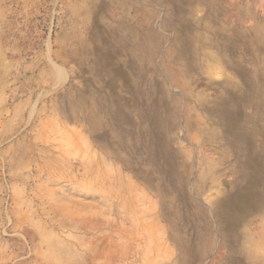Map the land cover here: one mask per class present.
Segmentation results:
<instances>
[{"label": "rangeland", "instance_id": "rangeland-1", "mask_svg": "<svg viewBox=\"0 0 264 264\" xmlns=\"http://www.w3.org/2000/svg\"><path fill=\"white\" fill-rule=\"evenodd\" d=\"M169 2L0 0V264H183V253L187 264H213L215 255L225 256L211 209L239 175L238 152L197 100L212 86L223 94L228 82L254 95L250 86L264 80V36L245 37L243 3L184 0L177 11ZM145 19L168 38L189 31L202 41L191 47L194 71L182 59L172 64L187 71L191 115L202 122L189 133L179 130L172 142L190 166L184 195L147 160L153 127L131 109L157 97L133 95L95 63L96 50L107 52L134 88L151 87L135 68L150 54L126 43L121 27ZM226 38L236 47L225 49ZM161 59L163 48L153 63ZM154 79L184 101L164 74ZM117 99L129 108V124L110 114ZM85 111L95 115L97 129ZM244 113L252 119L247 127L262 132L264 104ZM195 204L204 215H194ZM245 229L240 255L264 264V211Z\"/></svg>", "mask_w": 264, "mask_h": 264}, {"label": "bare ground", "instance_id": "bare-ground-1", "mask_svg": "<svg viewBox=\"0 0 264 264\" xmlns=\"http://www.w3.org/2000/svg\"><path fill=\"white\" fill-rule=\"evenodd\" d=\"M168 4L174 5L179 11L184 0H170ZM121 24L127 32L124 38L126 43L136 47L141 54L149 52L148 64H141L135 68L137 77L142 82L152 81L153 85L149 88L145 86L139 89L134 88L122 70L108 62L107 52L96 50L95 63L98 67H103L110 77H120L124 84L131 88L133 95L144 97L147 100L153 95L157 97L155 102L140 105L135 103L131 109L142 115V123L148 122L153 127L152 144L147 160H151L158 173L166 176L167 183L172 190L184 195L188 186L187 174L190 166L180 159L177 150L172 147V142L177 139L179 130L189 133L192 128L200 127L198 121L201 122V119L197 121L191 115L189 106L191 95L184 85L187 71L180 66L174 68L172 64L182 59L187 62L188 70L194 71L193 54L195 51L191 47L200 45L202 41L197 42L190 36L189 31L184 35L175 32L172 37L168 38L163 33L157 32L155 27L159 25L152 24L149 19L143 20L142 25L139 26L128 25L124 21ZM234 45L235 42L232 39L224 40L225 49H233ZM212 46L214 47V43ZM162 48L163 59L157 65L158 63H153V60ZM162 74L175 87L183 91L184 101L183 97L172 94L165 86L162 88L154 84L155 76ZM226 86L225 92L217 95L214 94V86H212L210 87L211 95H204L197 100L198 108L206 114V118L210 119L213 125L215 120L221 127L225 143L238 152L234 162L239 175L229 182L225 193L214 201L211 209L214 222L219 226L214 239L221 240L220 249L226 252L225 256L215 255L213 264H263L257 257L244 258L240 251L243 249L242 243L249 237V232L245 229L246 224L264 211V127L262 132L255 126L247 127V123L252 119L244 113L247 106L254 105L258 109L260 104H264V80L260 85L250 86L255 92L254 95H251L248 89L237 87L231 82L226 83ZM77 98L78 101H82L80 93ZM71 108L75 110L74 105ZM128 111V106L118 99L113 100L110 106V114L116 122L129 124ZM85 115L91 128L97 129L99 121L95 115L90 111H85ZM126 131H128L126 134H130L131 128L128 127ZM189 197L190 200L194 199L193 196ZM195 205L194 215H204L203 210L197 204ZM205 253L206 250L202 249L198 259ZM186 260L183 253L182 263L187 264Z\"/></svg>", "mask_w": 264, "mask_h": 264}, {"label": "crops", "instance_id": "crops-1", "mask_svg": "<svg viewBox=\"0 0 264 264\" xmlns=\"http://www.w3.org/2000/svg\"><path fill=\"white\" fill-rule=\"evenodd\" d=\"M241 3L244 6V23L241 30H244L245 37L250 36L256 39L264 36V0H228V4H233L235 7L240 6ZM233 19L238 24L239 18L234 14ZM239 26L238 24L236 31L240 30Z\"/></svg>", "mask_w": 264, "mask_h": 264}]
</instances>
